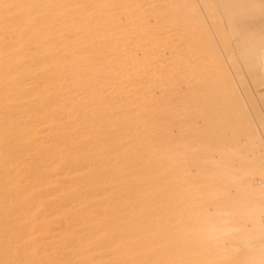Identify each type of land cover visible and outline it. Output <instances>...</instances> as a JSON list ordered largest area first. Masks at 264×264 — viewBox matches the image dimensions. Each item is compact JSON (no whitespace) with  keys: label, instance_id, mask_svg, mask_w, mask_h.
<instances>
[{"label":"rangeland","instance_id":"374dc122","mask_svg":"<svg viewBox=\"0 0 264 264\" xmlns=\"http://www.w3.org/2000/svg\"><path fill=\"white\" fill-rule=\"evenodd\" d=\"M0 264H264V0H0Z\"/></svg>","mask_w":264,"mask_h":264},{"label":"bare ground","instance_id":"6f19581e","mask_svg":"<svg viewBox=\"0 0 264 264\" xmlns=\"http://www.w3.org/2000/svg\"><path fill=\"white\" fill-rule=\"evenodd\" d=\"M42 68V67H41ZM54 202V201H53ZM239 213V212H238Z\"/></svg>","mask_w":264,"mask_h":264}]
</instances>
